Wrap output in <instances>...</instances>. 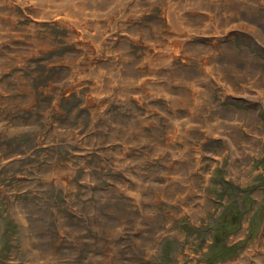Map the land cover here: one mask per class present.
I'll return each mask as SVG.
<instances>
[{
	"label": "rangeland",
	"instance_id": "rangeland-1",
	"mask_svg": "<svg viewBox=\"0 0 264 264\" xmlns=\"http://www.w3.org/2000/svg\"><path fill=\"white\" fill-rule=\"evenodd\" d=\"M0 264H264V0H0Z\"/></svg>",
	"mask_w": 264,
	"mask_h": 264
},
{
	"label": "bare ground",
	"instance_id": "bare-ground-1",
	"mask_svg": "<svg viewBox=\"0 0 264 264\" xmlns=\"http://www.w3.org/2000/svg\"><path fill=\"white\" fill-rule=\"evenodd\" d=\"M72 20V19H71Z\"/></svg>",
	"mask_w": 264,
	"mask_h": 264
}]
</instances>
